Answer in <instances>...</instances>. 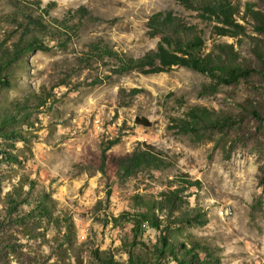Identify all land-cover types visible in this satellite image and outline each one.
Returning a JSON list of instances; mask_svg holds the SVG:
<instances>
[{
  "label": "rangeland",
  "instance_id": "1",
  "mask_svg": "<svg viewBox=\"0 0 264 264\" xmlns=\"http://www.w3.org/2000/svg\"><path fill=\"white\" fill-rule=\"evenodd\" d=\"M229 1L236 20L264 43L246 10L249 4L264 17V0ZM198 4L0 0V264H103L109 256L113 264H173L154 251L162 232L198 257L207 250L218 264H264V71L204 92L209 77L196 70L117 72L113 53H97L105 46L139 57L163 35L199 36L203 52L228 42L254 61L246 37L214 33ZM22 11L64 23L66 34L54 39L32 31L47 48L6 64L5 52L20 36L10 19L25 22ZM192 106L228 115L233 124L178 130ZM143 143L167 164L116 175L111 157ZM178 174L200 185L184 186ZM173 188L181 197L174 213L197 206L200 223L164 218L158 200ZM141 200L156 206L159 229L118 215L141 210Z\"/></svg>",
  "mask_w": 264,
  "mask_h": 264
},
{
  "label": "trees",
  "instance_id": "2",
  "mask_svg": "<svg viewBox=\"0 0 264 264\" xmlns=\"http://www.w3.org/2000/svg\"><path fill=\"white\" fill-rule=\"evenodd\" d=\"M11 1L15 2L17 0ZM49 4L51 2L45 5V9L49 7ZM198 6L201 10V15L214 22L212 24L214 33L237 36L240 39L246 37L248 50L255 60L252 61L240 55L233 48L232 43H214L210 49L203 52L201 48L204 44L199 36L181 38L177 35H163L154 48L145 51L139 57L117 54L111 52L105 46L96 47L99 50L97 53H113L112 55L117 61V69H115L117 72L125 70H137L142 73L158 72L167 70L173 65H181L196 70L209 77V82L201 85V89L204 92L214 91L216 86L221 83L230 84L240 79H245L251 73H263L264 43H262L259 36L246 32L243 24L236 20L234 17L236 6L229 0H199ZM246 10L253 20L251 29L257 33H264L263 14L258 10L252 9L249 4H246ZM20 14L26 19L25 22L17 21L15 16H11L12 18L10 19L8 18L9 14L4 16V20L10 19V21L15 23V28L20 29V36L15 42H12L11 49L5 52L6 64L12 63L34 49L43 50L47 48V44L37 38L32 31L54 39L58 38L62 33L66 34L65 24L59 21L57 23L53 18L50 20L38 19L36 16L33 17L31 13L23 11ZM65 39L62 38V40ZM0 83L3 84L5 82L0 80ZM242 108L254 117H260L256 108L252 105H244ZM231 124H233V119L228 115H218L203 106H192L185 111V118L179 119L177 129L184 132L198 133ZM105 158L106 155L102 151L99 155L98 167L100 171H103ZM111 161L115 166L114 173L119 176L129 175L143 168H159L167 164L162 154L148 143H143L141 146H137L124 154L114 155L111 157ZM176 177H179L177 181L183 183L184 186L194 185L197 187L200 185V181L197 179L190 180L182 176V174H178ZM177 192L178 188H173L168 193L163 194L162 203L158 200V208L162 209L164 218L166 220L171 219L169 220L171 222L200 223L202 221L201 212L197 206L174 213V211L179 209L181 201V197ZM139 203L143 207L141 210H137L134 213L123 210L118 215H128L127 218L132 225L137 226L138 224L146 223L159 229L160 218L154 213V207L156 206H153L151 202L147 203L142 200ZM154 251L160 256L168 255L173 264H218L219 262L218 257L210 258L207 250H202L205 251L204 256L198 257L194 248L191 246L187 247L184 242H176L168 232L159 234ZM94 253L97 254L96 251ZM103 264H113L110 256L103 260ZM130 264H142V262L133 260Z\"/></svg>",
  "mask_w": 264,
  "mask_h": 264
}]
</instances>
